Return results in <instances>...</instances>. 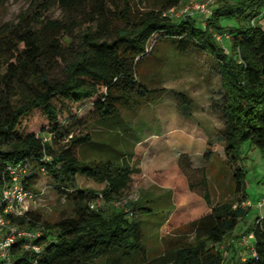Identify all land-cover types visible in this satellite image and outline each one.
<instances>
[{"label": "trees", "instance_id": "1", "mask_svg": "<svg viewBox=\"0 0 264 264\" xmlns=\"http://www.w3.org/2000/svg\"><path fill=\"white\" fill-rule=\"evenodd\" d=\"M11 1L18 0H0V9ZM24 1L27 8L15 21L0 23V189L8 178L7 165L25 163L31 190L43 168L72 202L73 213L49 223L30 209L13 219L18 226L43 232L36 241L40 253L17 244L11 249L13 264H122L135 258H140L136 264H224L207 247L222 243L250 212L242 206V145L264 151V27L259 23L264 17L257 19L264 0L218 6L205 26L193 14L179 21L168 16L183 0ZM56 10L59 17L53 15ZM223 19H234L237 26L223 25ZM214 32L229 34V52ZM162 44L181 55L198 51L216 62L224 93L223 153L234 167L239 199L213 207L200 219L197 228L203 235L195 244L146 262L140 221L129 220V212L114 206L108 215L91 209L101 197L114 205L129 195L135 172L121 152L77 131L88 123L125 127L122 110L142 109L158 96L159 90L149 89L139 73ZM37 112L45 119L38 133L29 127ZM69 123L77 129H68ZM86 150L105 157L86 160ZM78 176L105 187L100 194L80 190ZM252 236L253 252L244 264H264V218L257 220Z\"/></svg>", "mask_w": 264, "mask_h": 264}, {"label": "rangeland", "instance_id": "2", "mask_svg": "<svg viewBox=\"0 0 264 264\" xmlns=\"http://www.w3.org/2000/svg\"><path fill=\"white\" fill-rule=\"evenodd\" d=\"M234 1L214 0L208 7V15L218 6L231 5ZM206 2L208 0H183L168 16L179 21L193 14L205 26L208 15L199 13L193 6ZM26 8L24 0L11 1L0 9V23L15 21ZM53 15L59 17V11ZM259 23L264 27V20ZM226 24L237 26L234 19H223V25ZM214 35L218 44L229 52V34L214 32ZM218 37L221 38L218 40ZM139 80L159 93L142 109L122 110L121 119L127 129L88 123L77 132L91 134L95 143L117 147L135 172L133 191L120 199L117 206L105 203L101 197L91 209H100L108 215L114 206L129 212V220L140 221L144 260L153 262L195 244L203 235L197 228L200 219L213 207L237 204L239 198L235 193L234 167L226 162L223 153L225 144L220 132L226 123L222 114L224 93L216 62L198 51L181 55L169 44H162L141 66ZM179 95L185 98L184 103ZM44 125L45 119L39 112L29 119L30 129L37 133ZM67 128L75 130L77 126L69 123ZM241 149L240 165L246 171V199L242 206L250 212L222 243L207 247L219 253L224 264H244L251 257L252 230L257 220L264 218V208L258 206L264 198V151L250 148L249 143L243 144ZM185 153H190V159ZM84 157L99 161L105 156L86 150ZM104 187L78 176L80 190L100 194ZM57 188L50 175L40 173L33 187L41 195L30 203V209L39 212L49 223L73 213L72 202ZM133 203L135 206H131ZM138 207L147 211L141 212ZM139 259L122 264H136Z\"/></svg>", "mask_w": 264, "mask_h": 264}, {"label": "built area", "instance_id": "3", "mask_svg": "<svg viewBox=\"0 0 264 264\" xmlns=\"http://www.w3.org/2000/svg\"><path fill=\"white\" fill-rule=\"evenodd\" d=\"M213 3L214 0H208L205 4L194 5L193 7L199 13L207 16L209 13L208 7ZM263 17L264 9L257 19ZM257 19L252 22L253 25ZM42 140L47 142L48 138L45 137ZM44 160L48 161V158ZM6 172L8 178L4 179L0 189V264H13L11 249L17 244L22 243L25 251L34 254H39L41 251V247L36 244V241L43 235L42 229H30L18 226L13 222V219L24 216L30 210V203L37 200L41 194L27 188L25 177L28 174V168L25 163L7 165ZM40 172L46 174L43 168ZM114 205L117 206V203ZM258 206L264 208V198L259 201ZM91 208L93 209L94 206H91Z\"/></svg>", "mask_w": 264, "mask_h": 264}, {"label": "crops", "instance_id": "4", "mask_svg": "<svg viewBox=\"0 0 264 264\" xmlns=\"http://www.w3.org/2000/svg\"><path fill=\"white\" fill-rule=\"evenodd\" d=\"M127 126V125H126ZM128 127V126H127ZM129 129V128H128ZM112 148H114V149H116L117 150V147H115V146H112ZM185 155H187L186 153H185ZM190 153L187 155L188 157H189V159H190Z\"/></svg>", "mask_w": 264, "mask_h": 264}]
</instances>
